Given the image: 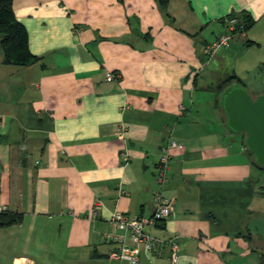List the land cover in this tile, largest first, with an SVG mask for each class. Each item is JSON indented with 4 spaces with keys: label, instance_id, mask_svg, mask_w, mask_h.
Returning a JSON list of instances; mask_svg holds the SVG:
<instances>
[{
    "label": "crops",
    "instance_id": "1",
    "mask_svg": "<svg viewBox=\"0 0 264 264\" xmlns=\"http://www.w3.org/2000/svg\"><path fill=\"white\" fill-rule=\"evenodd\" d=\"M12 8L36 59L5 61L0 45V210L23 213L0 226V264H120L102 237L111 211L150 215L159 190L173 208L148 230L177 234V256L165 243L141 248L135 264H264V171L215 104V85L232 72L264 92V0ZM243 11L250 27L206 55L224 18ZM170 139L178 145L160 187L156 164Z\"/></svg>",
    "mask_w": 264,
    "mask_h": 264
},
{
    "label": "built area",
    "instance_id": "2",
    "mask_svg": "<svg viewBox=\"0 0 264 264\" xmlns=\"http://www.w3.org/2000/svg\"><path fill=\"white\" fill-rule=\"evenodd\" d=\"M225 29L212 40L204 44V52L211 56L218 52L221 48L230 44L235 34L242 33L243 26L233 16H226ZM118 76L114 71L106 72V79H113ZM175 139L162 146V153L156 164V180L159 186L167 181V174L170 161V148L177 146ZM122 158L127 159L128 155L123 152ZM101 207V202L96 200L93 206L94 214ZM173 208V198L165 196L161 191H157L154 195V209L150 215L129 214L120 210H113L110 213L108 221L111 224L110 229L102 232V237L113 242L108 251V257L119 260L120 264H135L139 260V252L141 248L145 251H156L163 248L168 243L171 248V258L175 260L177 256V234H173L167 238H162L151 231L148 227L155 225L159 220L167 218Z\"/></svg>",
    "mask_w": 264,
    "mask_h": 264
},
{
    "label": "water",
    "instance_id": "3",
    "mask_svg": "<svg viewBox=\"0 0 264 264\" xmlns=\"http://www.w3.org/2000/svg\"><path fill=\"white\" fill-rule=\"evenodd\" d=\"M225 124L243 133L245 147L264 167V92L252 93L240 82L226 84L218 93ZM34 264H37L34 262Z\"/></svg>",
    "mask_w": 264,
    "mask_h": 264
},
{
    "label": "trees",
    "instance_id": "4",
    "mask_svg": "<svg viewBox=\"0 0 264 264\" xmlns=\"http://www.w3.org/2000/svg\"><path fill=\"white\" fill-rule=\"evenodd\" d=\"M168 0H160L164 5ZM227 16L235 17L239 23L242 24L243 30L245 31L253 23V19L248 12L243 11L238 14L235 12L230 13ZM243 31V32H244ZM0 45L4 52V60L16 64H28L36 59L28 46V32L22 21H20L14 14L12 8V0H0ZM230 82H240L245 85L242 78L236 73H228L215 85L216 97L215 104L218 103L219 91ZM246 86V85H245ZM220 107V106H219ZM233 131V130H231ZM235 132V131H233ZM243 139V133H240ZM251 156L252 163L264 171V167L257 164L253 159L252 152L247 149ZM23 219V213L12 210H0V226L21 222ZM163 220V219H162Z\"/></svg>",
    "mask_w": 264,
    "mask_h": 264
},
{
    "label": "rangeland",
    "instance_id": "5",
    "mask_svg": "<svg viewBox=\"0 0 264 264\" xmlns=\"http://www.w3.org/2000/svg\"><path fill=\"white\" fill-rule=\"evenodd\" d=\"M212 67H210V66H208L206 69H211ZM204 71H207V70H204ZM224 74H221L218 70H217V75L216 76H213V77H211V75H210V81H212L213 83H215V82H217L222 76H223ZM251 92H256V91H253V88H252V90H250ZM225 126V128L227 129V130H229V131H231V129L226 125V124H224Z\"/></svg>",
    "mask_w": 264,
    "mask_h": 264
}]
</instances>
